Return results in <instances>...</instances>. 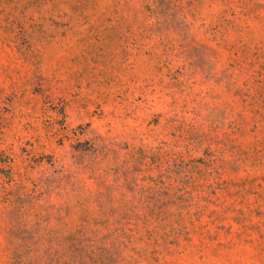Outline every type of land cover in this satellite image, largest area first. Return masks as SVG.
I'll return each instance as SVG.
<instances>
[{"label": "rangeland", "instance_id": "rangeland-1", "mask_svg": "<svg viewBox=\"0 0 264 264\" xmlns=\"http://www.w3.org/2000/svg\"><path fill=\"white\" fill-rule=\"evenodd\" d=\"M0 264H264V0H0Z\"/></svg>", "mask_w": 264, "mask_h": 264}]
</instances>
